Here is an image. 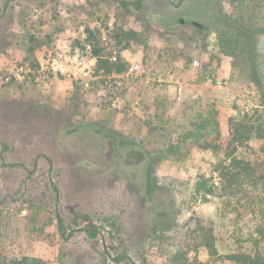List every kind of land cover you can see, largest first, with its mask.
I'll use <instances>...</instances> for the list:
<instances>
[{
	"label": "rangeland",
	"instance_id": "obj_1",
	"mask_svg": "<svg viewBox=\"0 0 264 264\" xmlns=\"http://www.w3.org/2000/svg\"><path fill=\"white\" fill-rule=\"evenodd\" d=\"M7 1L0 0V217L7 252L47 264H170L197 220L214 225L221 255L264 252V243L250 241L256 219L246 208L253 199V207H264L262 189L231 207L214 196L195 202L196 181L219 182L214 167L223 155L190 145L169 152L200 108L219 111L224 140L231 119L263 111V95L241 61L232 68L233 59L220 52L216 31L235 20L227 0H145L143 12L130 14L113 0H20L6 7ZM118 27L143 31L145 44L118 51L112 38ZM87 29L100 31L109 52L129 63L125 76L99 77L96 61L75 63ZM251 32L250 64L264 84V24ZM30 35L39 43L37 72L29 68ZM251 147L262 161L264 140ZM93 228L99 234L90 239L85 230ZM199 259L229 264L205 252Z\"/></svg>",
	"mask_w": 264,
	"mask_h": 264
},
{
	"label": "trees",
	"instance_id": "obj_2",
	"mask_svg": "<svg viewBox=\"0 0 264 264\" xmlns=\"http://www.w3.org/2000/svg\"><path fill=\"white\" fill-rule=\"evenodd\" d=\"M20 0H8L10 2ZM145 0H135L132 2L113 0L119 10L123 13L143 12ZM235 11L234 25L225 24L218 27L216 31L219 39L221 53L233 59L232 68H237L238 61L242 63V72L248 74L249 81L262 93L263 111L258 113L245 112L239 118L229 121V134L224 140L220 123L218 120L219 111L212 105L200 108L198 113L192 117L191 128L178 136V144L170 147L171 153H176L182 145H190L202 152L222 154L223 159L214 167L219 182L214 181V177H202L196 181L192 198L195 202H208L209 197H218L226 207H231L232 201L244 202V198L261 190L264 193V159L255 157L256 150L251 147V142L255 139L264 140V84L258 74L255 64H250L256 41L251 36V31L256 25L264 24V0H227ZM87 44L92 46V55L96 59V75L103 78L125 76L129 71V63L125 61L120 53H116L117 60L112 61V53L109 48L101 42L100 31L87 29ZM114 47L118 51L128 50L133 47L145 44L143 31L138 32L133 29L118 27L112 33ZM32 44L28 48L30 57L29 68L31 72L40 69L39 62L35 58L36 43L33 35L29 36ZM250 68V73L248 71ZM245 150V155L242 153ZM255 199L246 205L247 213L256 219V227L250 241L256 246L264 243V207H253ZM37 222V218H33ZM115 228V224L112 225ZM2 222L0 217V264H47L44 260L10 254L6 251L5 241L2 234ZM58 229L62 235L66 232V227L62 221L58 220ZM86 235L90 239H95L99 231L97 228L86 229ZM205 252L210 260L222 261L229 264H264V252L258 248L248 251H235L221 255L218 251L215 228L212 223L197 220L193 229L178 241L174 250L169 255L170 264H207L199 259V255ZM126 258L122 254L114 259L120 263Z\"/></svg>",
	"mask_w": 264,
	"mask_h": 264
},
{
	"label": "built area",
	"instance_id": "obj_3",
	"mask_svg": "<svg viewBox=\"0 0 264 264\" xmlns=\"http://www.w3.org/2000/svg\"><path fill=\"white\" fill-rule=\"evenodd\" d=\"M75 63H77L78 65H85L88 62L91 61H96V59L93 57L92 55V46L89 44H86L85 46H83V48H76L75 49ZM112 61H116L117 60V56H113L111 58ZM68 69L70 70V67H68ZM86 71H84V77H88L90 74V70L89 69H85ZM218 84L220 85V83L218 82ZM86 85L88 86L89 83H86Z\"/></svg>",
	"mask_w": 264,
	"mask_h": 264
},
{
	"label": "water",
	"instance_id": "obj_4",
	"mask_svg": "<svg viewBox=\"0 0 264 264\" xmlns=\"http://www.w3.org/2000/svg\"><path fill=\"white\" fill-rule=\"evenodd\" d=\"M194 26H200L198 23H194ZM72 131H70V133H71Z\"/></svg>",
	"mask_w": 264,
	"mask_h": 264
},
{
	"label": "flooded vegetation",
	"instance_id": "obj_5",
	"mask_svg": "<svg viewBox=\"0 0 264 264\" xmlns=\"http://www.w3.org/2000/svg\"><path fill=\"white\" fill-rule=\"evenodd\" d=\"M197 27H201V26H197Z\"/></svg>",
	"mask_w": 264,
	"mask_h": 264
}]
</instances>
